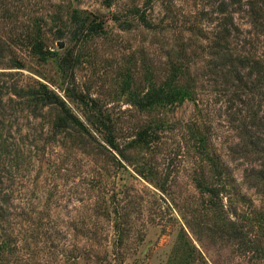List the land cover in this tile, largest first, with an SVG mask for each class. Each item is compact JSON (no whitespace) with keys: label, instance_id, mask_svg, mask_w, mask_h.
Here are the masks:
<instances>
[{"label":"rangeland","instance_id":"1","mask_svg":"<svg viewBox=\"0 0 264 264\" xmlns=\"http://www.w3.org/2000/svg\"><path fill=\"white\" fill-rule=\"evenodd\" d=\"M220 1L0 0V264H264V128L245 116L264 111V18L228 6L233 60L215 66ZM74 10L102 27L72 39ZM171 60L192 97L135 104L171 78ZM40 83L83 125L32 99ZM210 155L216 193L200 187Z\"/></svg>","mask_w":264,"mask_h":264},{"label":"trees","instance_id":"2","mask_svg":"<svg viewBox=\"0 0 264 264\" xmlns=\"http://www.w3.org/2000/svg\"><path fill=\"white\" fill-rule=\"evenodd\" d=\"M106 5H110L113 0H102ZM260 1V2H259ZM244 3H247L249 5L248 9H245L249 12V14L252 16V19L256 18H264V0H221L218 3V6L216 7L217 11L221 13L217 20V30L215 31V37L214 42L210 45L213 48L212 55L216 59L215 66L219 64H226L228 65L231 63L232 59V51L229 49V36H233V32L238 30L237 25L233 21L232 11L229 10L228 6H231L234 10L239 9L243 10ZM231 8V9H232ZM84 18V19H83ZM80 18L78 12L76 10L72 13V19L75 21L76 26L70 30L69 35L70 37L75 40H82L83 36L88 32L95 29H98L99 27H102L100 22L94 23L92 21L87 20V18L83 17ZM65 32L60 34V36L64 35ZM35 47V51L39 55H46L49 53H54L53 50H49L46 48H43V46L39 43H33ZM76 54H74L73 49L69 48L63 55L59 58V70L61 73H63L65 76L72 75V67L76 62ZM237 56L235 57L238 63L245 64V62L249 59L247 55ZM252 63L258 68H260V65H258L259 58H251ZM182 63L172 61L171 60V78L164 82V84L159 85L157 87L151 86V90L147 91L141 96H135L137 98L133 99V102L137 104L140 107L145 106H152L154 104H161L163 102H180L185 98L192 97V93H194V88L191 84V81L183 79V71H182ZM221 67V66H220ZM252 71H250L251 73ZM225 73H227L225 71ZM67 89V86H66ZM252 87L250 86V90L252 91ZM76 97L81 99L85 102V97L81 93L74 94ZM32 99L34 100H40L43 103H51L58 107L59 114L61 116H58V119H61L62 123H68L71 121L75 125L82 126V122L79 121V119L74 116L65 104V101L53 90H50L47 88V86L43 83H40V89L34 90ZM260 105V104H259ZM259 105L258 108L255 109H246V115L250 117L249 125L250 128L254 127L255 130H258L259 128H264V109L263 112L259 114ZM96 108V107H95ZM242 112V111H241ZM96 113H98V120L99 125L105 126V129L107 131V136L105 137L107 143L114 149L119 150L118 145L116 144V141L114 139V133H113V126L110 124H107L106 122L109 120V118H106V116L103 114V111L96 108ZM90 119V117L88 116ZM103 120L100 122V120ZM106 119V120H105ZM101 123V124H100ZM97 128H100L98 126ZM104 129V128H103ZM256 134L249 133L248 130L245 131L243 129V138H246L250 144L256 145L258 141L254 139ZM203 138H201V141ZM199 146V145H198ZM200 147H202L200 145ZM120 151V150H119ZM259 152H262L263 154L259 153L258 158L264 159V147L259 148ZM209 161V168H208V176L206 180H204V183H200V187L203 191H209V192H218L217 185L214 182L215 177H219L222 173L221 171V165L219 164V160L216 155H210L208 158ZM261 170V172H263ZM262 173H258L259 176H261ZM3 210V205L0 204V211ZM2 215V214H0ZM233 229V228H232ZM233 235H238V232L233 229L231 231ZM242 235L240 234V237Z\"/></svg>","mask_w":264,"mask_h":264}]
</instances>
